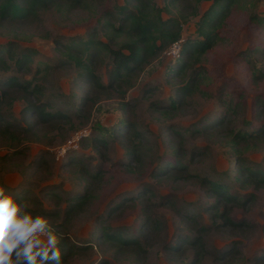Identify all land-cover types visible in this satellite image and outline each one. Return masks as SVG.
<instances>
[{"label": "rangeland", "instance_id": "obj_1", "mask_svg": "<svg viewBox=\"0 0 264 264\" xmlns=\"http://www.w3.org/2000/svg\"><path fill=\"white\" fill-rule=\"evenodd\" d=\"M156 1L162 6V0ZM111 4L112 0L106 7ZM208 5V2H204L201 10ZM263 10V3L257 0H239L231 9L220 41L207 53L209 81H206L203 89L209 97L196 93L191 106L179 111L176 116L162 121L159 113L152 110V107L166 104L173 92L164 74L166 63L175 58L167 53L169 49L141 74L125 98L134 104L131 118L144 135V153L129 167L124 150L112 138L93 127L97 119L110 124V113H100L94 109L92 116L85 119V112L80 114L76 105V89L72 83L75 72L73 68L58 63L61 55L56 41L66 42L70 37H85L92 21L80 25H61L54 12L44 11L40 16L41 28L35 31L38 36L34 35L30 40L16 39L15 52L30 50L31 61L16 70L5 55L4 60L11 64V70L6 74L18 76L21 82L31 81L32 88L36 89L32 96L34 103L44 104L45 112H60L68 119L62 118L58 128L41 129V132L46 130L44 143L24 142V149L21 147L24 154L18 163L23 173L16 170L0 172V184L12 187L22 183L25 186V180L27 185L32 184L30 202L24 201L29 207L45 209L48 221L57 225L78 247L62 264H181L166 245H174L177 234L190 238L199 233L202 235L200 246L203 257L195 264H221L214 259L224 252L227 254L223 258L234 256L229 264H264V185L259 182L264 178V135L260 134L257 139V148L249 147L241 153L245 163H250L254 170H258L255 181L243 187L238 181L227 177L230 166L227 149L218 141L212 143L196 136L198 134L193 129L199 126V121L206 113L210 115L213 111L218 112L229 104L232 108H238L237 114L229 111L226 115L227 120H232L233 129L264 130V79L255 80L251 68L242 61L240 55L251 46H264V25L255 24L250 18L252 14L262 16ZM197 20L198 17L191 18L183 24L184 38L196 36ZM45 30L49 36L43 37ZM21 36L24 38L29 35ZM10 39L13 38L0 35V46ZM97 72L104 75L105 80L106 66H101ZM258 98L261 99V106ZM24 106L23 100L15 101L11 106L4 107L3 113L10 120H19ZM255 112L258 117H255ZM164 122L175 125L184 134L181 136L180 154L188 172L186 183L180 181L170 184L165 177L152 175L156 174L157 163L171 157L163 143ZM51 125L53 121L45 124L47 127ZM83 129L87 130V135L80 140L78 147L69 149L63 156L59 155L58 148L76 130ZM96 138L103 139L107 146H102ZM69 152L76 161L75 165L63 163ZM163 152L164 155L161 154ZM36 158H44L47 162L43 170L30 178L27 168ZM79 161L82 165H79ZM83 169L86 172L80 173L79 170ZM78 172L81 178L77 177ZM224 175L228 180L226 189L229 199L220 201L217 214L225 210L227 217L242 222L238 227L225 225L224 218H213L212 211L206 209L214 198L208 195V185L201 180ZM40 186H45V196L40 193ZM89 188L93 193L91 199L72 209V196L86 190L89 192ZM36 196L41 206L38 203L32 205L31 200ZM185 215H192L193 219H185ZM143 221H147V224L141 229ZM156 224L161 227V237L154 231ZM201 227H205V230L200 231ZM116 230L124 238H137L145 253L141 252L138 256L128 252L117 253L116 247H111L101 235L105 231ZM232 247L237 248L239 254L230 252ZM191 257L192 250H188L182 258L189 261Z\"/></svg>", "mask_w": 264, "mask_h": 264}, {"label": "trees", "instance_id": "obj_2", "mask_svg": "<svg viewBox=\"0 0 264 264\" xmlns=\"http://www.w3.org/2000/svg\"><path fill=\"white\" fill-rule=\"evenodd\" d=\"M239 0H162V6L156 0H112L110 7L106 5L110 0H0V35H8L10 39L5 45L0 46V172L16 170L23 173L19 162L23 157V143H44L45 129L58 128L61 119L68 117L60 112H45L44 104H36L32 100L35 88L31 81L21 82L18 76L6 74L11 70V64L4 60L10 59L16 70L27 66L31 61L32 52L22 49L15 52V41L19 39L30 40L41 28V13L44 11L54 12L61 25L66 23L85 24L92 21L89 32L85 37H70L66 42L56 41L57 49L61 58L58 59L60 66L73 68L75 77L73 86L76 89L77 108L79 113L85 112L86 118L92 116L96 109L100 113H110L112 120L105 124L97 119L93 124L94 129L112 138L116 144L124 150L128 159L127 166L136 161L144 153L142 147L145 142L143 134L132 122L131 113L133 102L126 100L125 96L132 89L142 73L157 62L163 52L175 42H180V54L169 60L165 65V81L172 86L173 92L168 96L167 103L160 107H152L159 113L161 120L166 121L178 114L179 111L191 106L192 98L196 93L209 97L204 88L209 81L206 58L207 53L220 41V34L225 27L231 9ZM263 3L264 0H257ZM204 2H208L207 8L201 10ZM166 16V17H165ZM198 17L196 22V36L184 38L182 33L183 24L191 18ZM255 24L264 25V10L262 16L250 15ZM29 36L22 37L21 34ZM49 33L45 30V35ZM17 39V40H16ZM242 61L251 68V75L255 80L264 79V46H251L243 52ZM101 66H106V75H100L97 71ZM207 81V82H206ZM23 92V94H21ZM74 94V93H73ZM23 100L25 106L20 111L19 120H10L4 113V107L11 106L13 102ZM259 106H261V99ZM224 103H221L223 105ZM229 111L237 114V107L227 104L220 111L206 113L199 121V126L194 129L196 136H201L208 142H220L227 150L230 158L227 177L238 181L245 186L255 181L258 170H254L250 163L246 164L242 158L243 151L249 147L257 148V139L264 130L259 128L233 129L232 120L228 119ZM109 115V116H110ZM255 117L256 112H255ZM53 121L50 127L45 126ZM43 132H41V129ZM79 130H76L77 132ZM180 129L173 124L162 125L163 143L167 147V153L171 157L156 165V174L165 177L170 184L188 180V172L180 154L182 141ZM261 132V133H260ZM102 146H107L103 139H97ZM65 156L63 163L75 165V160ZM161 154H165L164 152ZM44 158H36L28 170V176L34 177L44 169ZM79 165L82 163L79 161ZM75 167V166H74ZM80 173L86 172L79 170ZM77 173V177L82 175ZM27 173V172H26ZM25 173V174H26ZM225 174V175H226ZM225 175L220 178L201 180L205 181L207 193L214 198L213 203L207 206L211 210L213 218H224L225 225L240 226L241 221H233L227 217L225 210L218 211L220 201L227 198V183ZM25 186L20 183L13 188H7L19 201L29 199L32 184ZM264 185V178L259 181ZM89 185H92L89 184ZM2 186V184L0 185ZM45 187V186H44ZM40 186V193L45 196V188ZM227 188V189H226ZM34 191V190H33ZM92 191L89 188L83 193H76L70 199L71 208L79 206L91 199ZM32 205L40 204L38 196L34 197ZM33 216L45 217V209L29 207ZM178 211V210H177ZM185 219H193L192 215H185ZM52 229L60 239L62 263L68 260L78 248L68 236L62 233L58 226L50 222ZM147 221H143L141 229L146 227ZM205 230L201 227L200 231ZM156 235L161 237V227L154 226ZM109 242L111 247H116L117 253H132L138 256L144 252L137 238H124L120 231H106L101 234ZM101 236V237H102ZM202 235L188 238L186 235L177 234L175 244L168 243L166 248L175 253V257L181 264H195L202 259L203 250L200 246ZM234 244V243H233ZM192 250V257L186 261L185 252ZM230 252L239 254L237 248L232 247ZM224 252L214 259L221 264H229L234 258H223ZM226 260V261H225Z\"/></svg>", "mask_w": 264, "mask_h": 264}, {"label": "clouds", "instance_id": "obj_3", "mask_svg": "<svg viewBox=\"0 0 264 264\" xmlns=\"http://www.w3.org/2000/svg\"><path fill=\"white\" fill-rule=\"evenodd\" d=\"M0 186V264H62L60 239L46 217Z\"/></svg>", "mask_w": 264, "mask_h": 264}, {"label": "built area", "instance_id": "obj_4", "mask_svg": "<svg viewBox=\"0 0 264 264\" xmlns=\"http://www.w3.org/2000/svg\"><path fill=\"white\" fill-rule=\"evenodd\" d=\"M180 42H175L171 45L167 53L172 54V57H177L180 51ZM87 135V130H79L75 132L70 138H68L61 147L58 148V154L63 156L69 149H76L80 140ZM58 157V155H57Z\"/></svg>", "mask_w": 264, "mask_h": 264}, {"label": "crops", "instance_id": "obj_5", "mask_svg": "<svg viewBox=\"0 0 264 264\" xmlns=\"http://www.w3.org/2000/svg\"><path fill=\"white\" fill-rule=\"evenodd\" d=\"M1 172H5V171H1ZM6 172H8V171H6ZM10 173H11V172H10ZM8 174H9V173H8ZM0 185H1V184H0ZM2 186H5V185L2 184ZM15 186H16V185H13L12 187H9V186H6V187H7V188H13V187H15ZM7 188H6V189H7ZM7 190H8V189H7ZM8 191H9V190H8ZM9 192H10V191H9Z\"/></svg>", "mask_w": 264, "mask_h": 264}]
</instances>
